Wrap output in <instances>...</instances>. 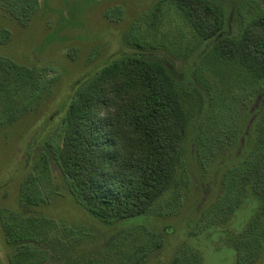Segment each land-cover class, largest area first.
Wrapping results in <instances>:
<instances>
[{
  "label": "trees",
  "instance_id": "obj_1",
  "mask_svg": "<svg viewBox=\"0 0 264 264\" xmlns=\"http://www.w3.org/2000/svg\"><path fill=\"white\" fill-rule=\"evenodd\" d=\"M0 2L23 24L41 8V0ZM168 2L188 25L190 36H183L173 45L162 43L161 5H156L143 23L152 27L159 40L129 42L135 49L131 55L113 60L80 84L68 104L57 148L46 146L48 141L37 145L23 198L27 203H43L48 195L43 186L50 184L56 167L68 181L75 199L100 222L140 218L170 192L159 212H172L180 206L189 187L185 152L194 130L196 153L205 160L204 168H208V159L217 150L219 153L224 148V153L214 166L219 194L199 212L197 228L191 234L208 232L209 239L217 235L220 247L234 249L236 264H261L264 10L259 9L240 36L234 38L224 34V17L209 0ZM114 10L117 11L113 14H118L121 9ZM176 15L169 20H177ZM10 38V29L0 28V43ZM209 41L187 70L177 65L174 59L190 63L187 60L199 42ZM164 49H169L170 55H165ZM234 79L238 84L233 88L238 92L248 90L238 105L249 98L259 101V107L251 104L250 109L254 108L256 114L248 112L252 118L238 138L236 120L227 128L218 122L221 128L214 129L212 123L216 120L210 123L207 117L214 90L224 91L227 86L223 84L235 82ZM52 82L33 67L0 55V115L5 117H0V124H13L28 111L37 110L50 93ZM197 121L200 122L196 128ZM242 209H247L249 218L238 221L236 217ZM0 220L12 249L9 264H107L110 259L117 264H141L163 246L160 241L141 242L142 235L129 232V247L124 251L114 247L118 251L115 257L108 251L112 248L110 243L98 254L80 255L71 243L55 235V222L50 217L4 208ZM172 264L205 262L199 249L183 245Z\"/></svg>",
  "mask_w": 264,
  "mask_h": 264
},
{
  "label": "rangeland",
  "instance_id": "obj_2",
  "mask_svg": "<svg viewBox=\"0 0 264 264\" xmlns=\"http://www.w3.org/2000/svg\"><path fill=\"white\" fill-rule=\"evenodd\" d=\"M209 1L224 17V34L234 38L240 36L247 21L259 9L264 10V0ZM158 4L161 5V42L173 45L183 36L188 38L191 34L188 25L179 14L176 15L177 9L168 0H41L40 10L26 24L11 16L0 2V28L11 31L10 40L0 43V55L31 66L44 79L53 81L50 93L44 96L37 110L28 111L13 124H0V211L19 209L24 214L50 217L55 222V235L63 242L71 243L80 255L87 252L98 254L100 248L110 243L112 248L108 251L115 257L116 249L124 251L129 247L128 234L132 232L142 235L141 242L163 243L141 264H172L183 245L199 249L205 264H236L234 249L220 247L217 235L209 239L208 232L191 234L197 228L199 212L219 194L218 173L214 166L224 153V148L221 154L217 150L212 159H208V168H204L205 160L196 153L194 130L186 142L185 152L184 170L189 175V187L180 206L172 212H159L170 198V192L140 218L109 224L100 222L75 199L68 181L56 167L50 184L43 186L48 194L43 203H27L23 198L29 168L37 157V145L48 141L46 146L52 150L57 148L68 104L80 84L113 60L131 55L135 49L129 42L146 43L144 38L159 40L158 34L151 31L152 27L143 23ZM116 7L121 10L113 14L118 10H114ZM173 15L177 20H169ZM209 44L210 41L199 42L187 60H191L190 63L174 60L185 71ZM164 50L165 55H170L169 49ZM235 82L223 84L228 90H214L212 110L207 117L210 123L216 120L212 123L214 129L221 128L218 122L227 128L236 120L238 138L252 118L251 114H256L254 108L250 109L251 104L259 107V101L249 98L238 105L248 95V90L238 92L233 88L238 84ZM199 122H196V128ZM239 138L243 140L242 136ZM247 214V209L239 210L236 220L245 221L249 218ZM11 250L0 220V264H9ZM107 264L117 263L110 259Z\"/></svg>",
  "mask_w": 264,
  "mask_h": 264
}]
</instances>
